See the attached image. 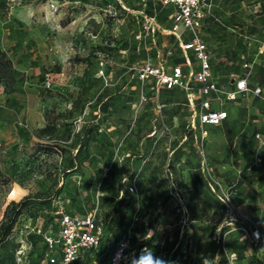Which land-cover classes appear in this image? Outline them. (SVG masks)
<instances>
[{"label": "rangeland", "instance_id": "1", "mask_svg": "<svg viewBox=\"0 0 264 264\" xmlns=\"http://www.w3.org/2000/svg\"><path fill=\"white\" fill-rule=\"evenodd\" d=\"M226 1L218 16L247 36L205 23L199 35L211 53L214 79L231 83L244 73V62L255 60L249 81L262 84V92L226 102L227 120L207 127L200 143L186 137L188 111L181 88L148 93L140 102L142 89L151 92L152 85L138 80L137 70L160 61L170 69L180 59L178 41L169 33L173 11L155 9L153 3L148 11L147 0H0V51L16 72L13 82L0 83V221L6 203L31 198L0 245V264H16L21 246L24 264H40L48 249L59 257L61 218L90 217L105 227L113 203L128 200L130 185L135 186L130 194L135 207L125 264L144 248L142 237L158 211L148 248L170 264H220L219 249L225 264L232 253V264L264 263V16L254 13L253 0H245L243 7L240 0ZM189 38L187 32L181 36ZM190 61L198 70L194 56ZM45 73L53 75L52 88L43 85ZM47 124L55 126L54 133L37 137ZM83 125L94 127V138L80 157L78 172L64 173L75 154L68 146L81 140ZM24 130L26 140L19 136ZM54 143L64 150L46 148ZM208 173L234 205L249 197L235 205L243 224L230 225L224 207L214 206ZM165 189H172L165 205L156 196L150 200L152 192ZM39 195L50 204H42ZM253 230L261 235L257 243L250 240ZM45 235L54 239L52 246ZM176 247L189 257L170 261Z\"/></svg>", "mask_w": 264, "mask_h": 264}, {"label": "built area", "instance_id": "2", "mask_svg": "<svg viewBox=\"0 0 264 264\" xmlns=\"http://www.w3.org/2000/svg\"><path fill=\"white\" fill-rule=\"evenodd\" d=\"M156 1L160 2L163 7L173 8V13L170 15L173 25L169 33L174 34L178 41V48L184 58L188 72L185 75L180 65H171L169 69L167 65L160 61L155 65L147 63L137 70L138 78L141 82L152 81L155 94H158L161 88L172 89L178 87L184 91L189 109L187 128L192 133L194 140L202 143L207 135L205 130L207 127L221 125L227 119V111L222 108L226 102H234L248 93L260 94V86L251 87L248 83V77L254 69L255 60L243 64L245 76L234 77L231 83L219 84L213 80L210 65L211 53L207 44L199 35L206 18L213 17L215 21L220 22L213 13L211 0ZM155 26L158 25L155 24ZM180 28H183L184 31L179 32ZM231 30L236 31V29ZM184 32L191 35L190 40L184 41L181 39ZM191 55L198 61V70L196 71L190 61ZM52 80L53 75L45 73L43 85L52 88L54 86ZM146 99V96L141 93L140 102L142 103ZM206 181L210 191L224 206L229 224H243L244 219L238 213L230 195L223 192L220 182L210 173L207 174ZM126 189V194H132L135 186L130 185ZM178 199L181 202L179 196ZM60 223L62 241L60 256L48 255L42 264H71L80 257L81 253L95 249L99 245L102 228L94 219L87 217L82 221H78L70 215H64ZM249 236L251 242L257 243L261 235L258 230H253ZM130 237L131 233H128L125 239L119 241L110 264H120L123 253L130 243ZM45 238L52 246L54 239L47 235H45ZM117 253H121L120 258H117ZM24 255V248L21 246L16 250V264H24ZM235 259L236 254L232 253L229 256L228 264H232Z\"/></svg>", "mask_w": 264, "mask_h": 264}, {"label": "trees", "instance_id": "3", "mask_svg": "<svg viewBox=\"0 0 264 264\" xmlns=\"http://www.w3.org/2000/svg\"><path fill=\"white\" fill-rule=\"evenodd\" d=\"M147 2L148 3H146V4H148L149 7L146 8V10H148V11L150 10V7L152 6V3L154 5L155 9H166V10L173 11L172 7H163L162 4L160 2H158V1L147 0ZM260 13H264V6L262 4H261ZM260 13H255V14H260ZM170 15H171V13H170ZM209 18L211 20L213 19V17H208V18H206V20L209 19ZM206 20L204 21V24H205ZM219 23H220L219 25H221L224 28H227V26H228L222 20ZM172 24H173V21H172ZM203 27H204V25H203ZM237 28H238V32L240 33V35L247 36V34H245V31L243 29L239 28L236 25V30H237ZM185 41H188V40H185ZM178 52H179V58L180 59L175 61V62H173L172 65H180L182 67V69H183V66H185V61H184V58L180 54V49L179 48H178ZM191 56H193V55H191ZM210 65H211V60H210ZM211 70H212L213 80H215L214 79V74H213L214 71H213L212 65H211ZM263 72H264V69H263ZM183 73H184V70H183ZM251 74H250V76H251ZM15 75H16V72L12 68L11 59H9L7 57L6 52L0 51V83L2 81H4V80L13 82ZM243 76H245V71H244V73L242 75H239V76H236V77H243ZM250 76L248 77L249 85L251 87L260 86L261 87V92H262V84H257V85L250 84V81H249ZM136 77L138 78V74H136ZM215 81H217V80H215ZM147 82H150L151 85H153L152 81L147 80ZM218 83L222 84L220 82H218ZM177 88L178 87L172 88V89L161 88L160 90L172 91V90H175ZM151 90H152L151 92H149V91L147 92L143 88L141 93H143L146 96V98H147L146 94H148V93L153 94L154 93L152 86H151ZM160 90H159V92H160ZM259 95H255V96H259ZM240 98L241 97H239L237 100H239ZM106 105H107V103L103 102L101 107L105 108ZM184 105L187 108L188 117H189V109H188L187 104H186L185 93H184ZM226 120H224L223 123ZM54 130H55V126L54 125L47 124L43 128H41V129H39L37 131L38 132L37 137L50 136V135H52L54 133ZM79 131H81V134L78 137H80L81 140L77 139L76 141H74L73 143H71L68 146L69 151H71V149L75 150V154H74L73 157H69L68 158L67 167L64 169V173L78 172L77 171L78 170V165L82 164V160L80 159V157H81L82 153L85 150H88V142H89V140L94 138V134H95L94 127H89L87 125H83L80 128ZM19 136L26 140L28 138L27 131H25V130L24 131H20L19 132ZM186 137H189L190 139H194L192 133L187 128V124H186ZM51 146H54L53 148L56 149V150H59L60 152L62 150H64V149H61L62 147L58 143H54L53 145H50V146L46 145V148H49ZM175 153H176V151L173 149V154H175ZM177 157L179 158L180 155H178ZM195 174H196V176H199L200 175V170L197 169ZM130 178H132V175L130 176ZM158 186L164 188L165 187V183H161ZM235 186H236L235 188L238 189L239 188V182H237ZM171 194H172V189H165V191L162 192V193H160L159 191H154L150 195V200H152L153 196H156L157 199L159 200L160 204L163 206L169 201V199L172 196ZM125 197L128 198L127 201H125V199L121 198V199H117L113 203L111 211L106 216V217H110V220L108 221L107 225H105V227H104L103 224H100V223L95 221L102 228V234H101V237H100V240H99V245L95 249L87 250V251H84L83 253H81L80 257L76 261L71 263V264H77V263H79V262H81L83 260H85V261L93 260L94 263L107 262V264H110L111 258L113 256L115 250H116L117 244L119 243V241L125 239L128 236V234H127L128 227L130 226L131 220H132L131 213H132V211L134 210V207H135V203L131 200V195L130 194H126ZM212 197L214 199V201H212L214 206H216L218 209L221 210L224 206L217 199H215L214 196H212ZM37 198H39L40 201L43 202L42 204H46V205L50 204V202L47 201L48 200L47 196L45 197V196L39 195ZM248 198L249 197H247V196L243 197L241 199V201L236 202L235 205L238 206V205L244 203L246 200H248ZM30 199L31 198L29 196H26L21 201H18V202L11 201L6 206V208L4 210V213H3V218L0 221V245L5 243V242H7L9 236L12 233L13 227L16 224L17 219L28 208ZM121 205H124V206L121 208ZM159 216H160V211H158V212H156V213L151 215V219L149 220L148 228L153 229V224L157 221ZM262 221H263V224H264V214L262 216ZM104 231H105V233H104ZM175 236L177 237V234ZM30 238H34V236L30 235ZM150 240H144L143 241L144 248L150 246ZM262 246H263L262 250H263V253H264V242H263ZM126 252H127V249L123 253V259L121 260L122 262L120 264H125ZM218 252H220V255H221L220 264H225L227 262L225 254L222 253V251L220 249L218 251H216V253H218ZM56 253H57L56 250H52L51 249V251H50L48 249V252L45 253V256L40 261V264H42V262L46 259V257L48 255H52V256L56 257ZM181 256H183L184 258L189 257L188 253H184V254L180 253L178 247L173 248L171 250V254H170V261H173V260H175V259H177V258H179ZM262 264H264V263H262Z\"/></svg>", "mask_w": 264, "mask_h": 264}, {"label": "clouds", "instance_id": "4", "mask_svg": "<svg viewBox=\"0 0 264 264\" xmlns=\"http://www.w3.org/2000/svg\"><path fill=\"white\" fill-rule=\"evenodd\" d=\"M155 235V231L148 229L143 235L144 240H150ZM139 238V237H138ZM121 253H117V258H120ZM131 264H170L169 261L165 260L161 256L155 255L151 248L145 247L141 249L138 256L133 255L131 257ZM206 264V262H204Z\"/></svg>", "mask_w": 264, "mask_h": 264}, {"label": "crops", "instance_id": "5", "mask_svg": "<svg viewBox=\"0 0 264 264\" xmlns=\"http://www.w3.org/2000/svg\"><path fill=\"white\" fill-rule=\"evenodd\" d=\"M226 0H225V3L221 4V2H219L218 0H211V3H212V10H213V13L214 15L219 19V21H221L220 17L218 16V11L222 10L223 8L226 9ZM253 3V8H254V13H260V9H261V4L264 6V0H253L251 1ZM240 3H241V7H243L244 4H246L245 0H240ZM248 4V2H247ZM250 5V4H249ZM251 6H249V8H251ZM231 13H233V9H229ZM254 16V15H253ZM257 16H264V13H260V14H257ZM254 18H256L254 16ZM208 21H212L213 23L215 24H220L219 22L215 21L214 19H207L205 23H207ZM205 25V24H204ZM172 27V26H171ZM228 31H230L231 33H239L238 32V28L237 30L234 32L233 30L231 29H236V25H228L227 28ZM240 35V33H239ZM245 37V36H244ZM187 40H190L187 39ZM212 65V64H211ZM213 68V67H212ZM15 189H13L10 193L12 195V193L14 192ZM11 195L9 197H11ZM8 203H6L3 208L1 209V214H3V211L5 209V206L7 205Z\"/></svg>", "mask_w": 264, "mask_h": 264}]
</instances>
